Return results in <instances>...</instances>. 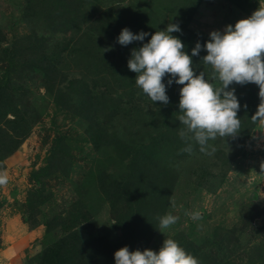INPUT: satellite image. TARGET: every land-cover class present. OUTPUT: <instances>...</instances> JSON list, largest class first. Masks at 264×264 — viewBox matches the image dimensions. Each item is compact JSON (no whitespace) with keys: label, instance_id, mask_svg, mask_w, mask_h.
<instances>
[{"label":"rangeland","instance_id":"1","mask_svg":"<svg viewBox=\"0 0 264 264\" xmlns=\"http://www.w3.org/2000/svg\"><path fill=\"white\" fill-rule=\"evenodd\" d=\"M259 7L264 0H0V264H115L122 247L158 251L169 238L199 264H264V137L251 121L259 87L229 85L241 130L210 140L206 155L179 135L182 85L166 75L168 104L152 102L127 67L133 49L177 24L170 35L194 73L219 87L203 45ZM124 28L149 35L121 46ZM169 213L179 219L160 233L157 217Z\"/></svg>","mask_w":264,"mask_h":264},{"label":"clouds","instance_id":"2","mask_svg":"<svg viewBox=\"0 0 264 264\" xmlns=\"http://www.w3.org/2000/svg\"><path fill=\"white\" fill-rule=\"evenodd\" d=\"M180 32L177 24L169 23L165 30L156 31L142 47L133 49L127 67L136 73L135 84L152 102L167 105L166 86L173 82L182 85L179 89V122L184 126L179 135L185 141H194L199 151L212 155L215 148L208 142L220 138H235L241 130L237 117L240 104L229 85L254 83L259 87L260 103L251 117L261 137H264V7L257 8L248 18L227 25L223 32L212 31L210 40L203 48L207 54L202 62L210 69V79L219 82L214 87L205 79V73L195 74L192 58L185 53L180 39L170 35ZM148 33L133 34L129 29L121 30L117 42L127 46L134 41H143ZM201 44L196 43L192 56L199 55ZM245 107H247L245 105ZM182 152L192 153L189 143ZM264 163L261 164V174ZM8 176L0 173V186H6ZM173 206H175L173 204ZM191 219L200 218V213H185ZM173 214L158 216L159 232L163 233L177 223ZM115 264H199L174 239H164L158 251H129L127 246L114 252Z\"/></svg>","mask_w":264,"mask_h":264},{"label":"trees","instance_id":"3","mask_svg":"<svg viewBox=\"0 0 264 264\" xmlns=\"http://www.w3.org/2000/svg\"><path fill=\"white\" fill-rule=\"evenodd\" d=\"M58 261H55L54 263H57ZM59 264H60V261H59Z\"/></svg>","mask_w":264,"mask_h":264}]
</instances>
